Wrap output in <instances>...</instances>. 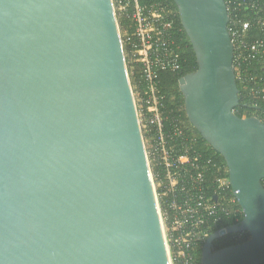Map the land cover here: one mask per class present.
<instances>
[{"label":"water","instance_id":"1","mask_svg":"<svg viewBox=\"0 0 264 264\" xmlns=\"http://www.w3.org/2000/svg\"><path fill=\"white\" fill-rule=\"evenodd\" d=\"M173 1L198 62L186 114L244 214L200 264H264V122L235 112L227 5ZM129 75L113 0H0V264H170Z\"/></svg>","mask_w":264,"mask_h":264},{"label":"built area","instance_id":"2","mask_svg":"<svg viewBox=\"0 0 264 264\" xmlns=\"http://www.w3.org/2000/svg\"><path fill=\"white\" fill-rule=\"evenodd\" d=\"M119 14L128 20L124 42L128 67L140 68L144 88L140 90L139 114L153 129L156 143L153 160L164 167L156 181V194L170 264H200L201 252L213 223L224 216L240 220L243 210L232 193L229 177L222 172L213 182L214 195L206 189V167L199 154L179 152L164 130L163 99L159 85L162 69L179 68V51L173 38L177 10L170 5H142L139 0H114ZM114 3V4H115ZM230 15L228 28L234 44L237 81L264 101V0H225ZM127 60V59H126ZM264 122V113L254 115ZM153 127V128H152ZM181 128H174L181 133ZM227 171V170H226Z\"/></svg>","mask_w":264,"mask_h":264},{"label":"trees","instance_id":"3","mask_svg":"<svg viewBox=\"0 0 264 264\" xmlns=\"http://www.w3.org/2000/svg\"><path fill=\"white\" fill-rule=\"evenodd\" d=\"M139 2L142 5L149 7L161 3L170 5L175 10H177L175 24L171 31L180 54L179 68L176 70L167 68L162 69L160 70L158 77L160 89L164 95L162 108L163 115L165 117L164 130L166 133H169L171 137L169 139L170 144H173V146L179 152L184 153L186 150H188L191 155L199 154L198 159L201 163H205L206 160L211 161V163L206 167L205 179L207 192L211 195H214L216 186L213 180L222 173L218 171V166H221L223 169V175L225 176H228V168L223 156L217 152L190 123L185 110L184 97L179 88V79L197 70L198 68L195 51L181 24L178 9L173 0H139ZM120 23L121 27L124 29L128 25V20L122 18ZM126 51L129 53L131 48L126 46ZM129 71L131 72L132 83L140 90H143L144 80L141 76L140 68L135 66L134 70L129 69ZM237 83L240 90V104L235 108V112L239 116L262 115V113H264V101L258 96H255V94L248 92L239 80ZM176 127L182 129L181 133H175L174 128ZM152 135L154 136V133ZM152 171L156 181H159L163 178L165 171L163 165L160 162L154 161L152 163ZM243 216L244 214L241 215L240 220H235L233 218L224 216L218 222L213 223L211 232H215L221 228L240 223L243 219ZM249 237L250 234L247 231L228 233L216 239L214 241V245L216 249H219L227 245L244 242L249 239ZM201 249L202 246L199 249L200 252Z\"/></svg>","mask_w":264,"mask_h":264},{"label":"rangeland","instance_id":"4","mask_svg":"<svg viewBox=\"0 0 264 264\" xmlns=\"http://www.w3.org/2000/svg\"><path fill=\"white\" fill-rule=\"evenodd\" d=\"M113 3H115L114 0H113ZM114 9H115L116 17H117V23L119 25V31H120V36H121V40H122V45H123L125 57H126L127 62H128V57H127V53H126L127 51H126V46H125V42H124L125 28L123 29L121 27V23H120L121 19L124 18V17L119 14V11L117 9L116 3L114 4ZM129 69H130V66L128 67V70ZM129 74H130L129 76H130V80H131V86H132V90H133V95H134V98H135V104H136V107H137L139 123H140V126H141V131H142L143 140H144V144H145V149H146V152H147L149 166H150V169H151V175H152V179H153V186H154V189H155V194H157L158 187H157V183H156L155 177L153 175V171H152V163L154 162V160H153V152H155L156 143H155V140H154V136L152 135L153 133H152L151 126H150L149 122L148 121L146 122L145 121L146 118L145 117H141V115L139 114L140 113L139 112V102H140L141 94L139 92L140 91L139 88L132 83V77H131V72L130 71H129Z\"/></svg>","mask_w":264,"mask_h":264}]
</instances>
